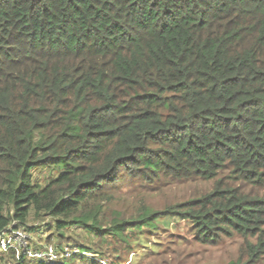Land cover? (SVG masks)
<instances>
[{
  "label": "trees",
  "instance_id": "obj_1",
  "mask_svg": "<svg viewBox=\"0 0 264 264\" xmlns=\"http://www.w3.org/2000/svg\"><path fill=\"white\" fill-rule=\"evenodd\" d=\"M189 181L211 185L104 215L123 185ZM171 216L238 238L227 264L264 255V0H0V233L72 248L14 264H96L83 236L129 253Z\"/></svg>",
  "mask_w": 264,
  "mask_h": 264
},
{
  "label": "rangeland",
  "instance_id": "obj_2",
  "mask_svg": "<svg viewBox=\"0 0 264 264\" xmlns=\"http://www.w3.org/2000/svg\"><path fill=\"white\" fill-rule=\"evenodd\" d=\"M210 185L211 183L203 181H189L173 185L158 184L154 186L156 190L142 188L138 194L132 193L135 190H132L131 185H123L118 192H114L113 202L110 205L103 203L102 208L107 221L112 216L131 220L138 217L135 214V209L140 207L141 203H148L156 210H163L167 206L186 202L191 197L201 194L206 188H210ZM28 225L41 228L38 227V231L30 232V235L26 229H17L11 226L3 233L11 238L15 257L13 258L12 254L7 252V248L0 247V264H4L3 261L14 264L20 259L60 261L71 251L72 248L64 244L59 245L57 251L55 250L53 246L59 244V240L54 237L48 239L54 234L53 232L50 234L47 231L43 232V222H32ZM157 226L156 232L144 236L147 238L139 244L140 246L131 248L129 253L123 250L115 254L111 248L104 250V242L100 245L95 237L83 236L82 239L88 238V241L84 242H89L90 238L93 243L91 250L96 251H83L81 255L93 258L96 264H113L112 262L117 261L120 264H227L238 258L240 244L238 238L224 239L214 245L196 243L193 233L190 231L189 222L173 216L169 217L166 222L158 223ZM145 241L147 242L145 243ZM38 248L44 249V251L38 254ZM97 256L100 258L98 262L95 259ZM71 259L69 258V260ZM73 260L79 261L78 264L83 261L85 264H90L83 258H73ZM257 264H264V255Z\"/></svg>",
  "mask_w": 264,
  "mask_h": 264
},
{
  "label": "built area",
  "instance_id": "obj_3",
  "mask_svg": "<svg viewBox=\"0 0 264 264\" xmlns=\"http://www.w3.org/2000/svg\"><path fill=\"white\" fill-rule=\"evenodd\" d=\"M6 230H4V232ZM9 246H11V238H8L6 235H4L3 233H1L0 234V247L6 249Z\"/></svg>",
  "mask_w": 264,
  "mask_h": 264
},
{
  "label": "clouds",
  "instance_id": "obj_4",
  "mask_svg": "<svg viewBox=\"0 0 264 264\" xmlns=\"http://www.w3.org/2000/svg\"><path fill=\"white\" fill-rule=\"evenodd\" d=\"M11 226H12V225L8 226L7 228H9V227H11ZM12 227L14 228V226H12ZM7 228H6V229H7ZM6 229H5V230H6ZM22 229H23V228H22ZM28 232H29V234L31 235L30 231H28ZM1 233H4V231H2ZM1 233H0V234H1ZM9 249H12V252H13L14 247L9 246V247L7 248V252L9 251ZM39 249H40V248L37 249V253H38V254H40ZM43 251H44V249L42 250V252H43ZM78 251H79L80 253L82 252L80 249H79ZM78 251H77V250H74L73 252H78ZM0 252H1V249H0ZM13 254H14L13 257H15V253H14V252H13ZM68 254H69V253H68ZM68 254H67V255H68Z\"/></svg>",
  "mask_w": 264,
  "mask_h": 264
}]
</instances>
